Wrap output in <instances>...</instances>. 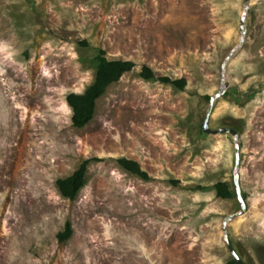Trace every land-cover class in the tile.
<instances>
[{
  "label": "rangeland",
  "instance_id": "374dc122",
  "mask_svg": "<svg viewBox=\"0 0 264 264\" xmlns=\"http://www.w3.org/2000/svg\"><path fill=\"white\" fill-rule=\"evenodd\" d=\"M244 1L0 0V264H228L225 237L264 264V0H249L241 29ZM98 49L136 66L77 129L66 97L93 83ZM212 98L208 127L237 137L204 131ZM90 158L64 198L56 181ZM236 159L246 212L228 220Z\"/></svg>",
  "mask_w": 264,
  "mask_h": 264
},
{
  "label": "trees",
  "instance_id": "16d2710c",
  "mask_svg": "<svg viewBox=\"0 0 264 264\" xmlns=\"http://www.w3.org/2000/svg\"><path fill=\"white\" fill-rule=\"evenodd\" d=\"M81 44L88 45L85 41ZM95 61L97 66L93 83L83 93H71L66 97V102L72 109V125L77 129L85 127L93 119L97 101L106 93L107 89L112 84L118 82L124 74L131 72L136 66L130 60L108 59L103 49H98ZM139 75L145 80L159 81L179 90H183L187 84L185 78L172 79L167 76L157 77L154 71L148 66H143ZM93 161H99V159L90 158L84 160L72 175L56 181V186L64 198L70 201H74L77 198L81 189L86 185L88 166ZM117 162L127 172L136 175L144 181H150V176L141 168L138 162L126 158H120ZM171 183L177 185L178 182L173 180ZM214 189L219 198L230 199L232 197V193L226 182L216 183ZM72 233L71 222L67 221L64 230L57 234V239L59 242H65L72 236ZM228 264L239 263L233 259Z\"/></svg>",
  "mask_w": 264,
  "mask_h": 264
},
{
  "label": "water",
  "instance_id": "95a60500",
  "mask_svg": "<svg viewBox=\"0 0 264 264\" xmlns=\"http://www.w3.org/2000/svg\"><path fill=\"white\" fill-rule=\"evenodd\" d=\"M248 2H249V0H245L244 1L245 10H244V13H243V16H242V19H241V29H242V27L244 25L246 14L248 12ZM212 105H213V98L211 99L210 106H209V109H208V112H207V115H206V118H205V121H204V125H203L204 131L207 132V133H212V134L227 132V133H231L235 137H237V133L234 130L226 129V128H222V129H218V130H211L208 127L209 118H210V114H211V111H212ZM236 151L238 153V151H239L238 147H236ZM236 160L237 161H236V167H235L234 182H235L236 192H237V195H238V200H239V202L241 204V211L239 213L229 217L228 220H230L233 217L239 216V215H241V214L246 212V204H245V200L243 199V197L241 195V188H240L239 179H238V172H237V170H238V159H236ZM223 231H224V233L226 232V222L223 225ZM225 243H226L228 249L230 250V252L232 253V255L234 256L235 260L239 264H244L242 262V260L236 255V253L234 252L230 242L228 241V239L226 237H225Z\"/></svg>",
  "mask_w": 264,
  "mask_h": 264
}]
</instances>
